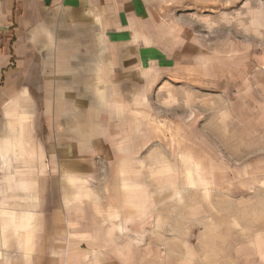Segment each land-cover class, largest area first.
<instances>
[{
  "label": "rangeland",
  "instance_id": "obj_1",
  "mask_svg": "<svg viewBox=\"0 0 264 264\" xmlns=\"http://www.w3.org/2000/svg\"><path fill=\"white\" fill-rule=\"evenodd\" d=\"M170 1L192 73L167 94L139 83L136 142L115 143L110 164L98 146L85 178L94 196L73 200L69 229L89 235L79 248L119 264H264V0ZM18 162L0 159V202L16 193ZM42 163L49 171L50 157ZM121 203L119 222L108 206ZM6 234L0 264L30 261Z\"/></svg>",
  "mask_w": 264,
  "mask_h": 264
},
{
  "label": "crops",
  "instance_id": "obj_2",
  "mask_svg": "<svg viewBox=\"0 0 264 264\" xmlns=\"http://www.w3.org/2000/svg\"><path fill=\"white\" fill-rule=\"evenodd\" d=\"M171 3L0 1V159H20L9 187L16 193L0 202V230L6 239L22 240L26 252L19 255H33L23 264L120 263L79 248L76 240L89 235L70 231L69 215L75 198L92 200L87 182L98 148L110 164L115 143L136 142L131 115L142 99L139 83L146 95L154 88L167 94L192 73L185 41L178 42L167 22ZM47 157L49 171L42 163ZM59 173L65 176L61 187L54 177ZM58 189L66 212L59 210ZM118 205L108 207L122 222Z\"/></svg>",
  "mask_w": 264,
  "mask_h": 264
}]
</instances>
